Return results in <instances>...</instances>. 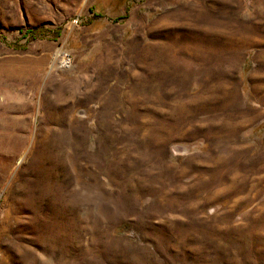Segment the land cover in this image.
Returning a JSON list of instances; mask_svg holds the SVG:
<instances>
[{
	"label": "rangeland",
	"instance_id": "rangeland-1",
	"mask_svg": "<svg viewBox=\"0 0 264 264\" xmlns=\"http://www.w3.org/2000/svg\"><path fill=\"white\" fill-rule=\"evenodd\" d=\"M0 264H264V0H0Z\"/></svg>",
	"mask_w": 264,
	"mask_h": 264
}]
</instances>
